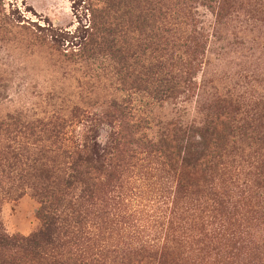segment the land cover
<instances>
[{
	"label": "trees",
	"instance_id": "16d2710c",
	"mask_svg": "<svg viewBox=\"0 0 264 264\" xmlns=\"http://www.w3.org/2000/svg\"><path fill=\"white\" fill-rule=\"evenodd\" d=\"M89 1L90 25L82 36L74 37L81 41L71 52L33 28L18 25L22 30L18 33H28L33 44L56 52L63 63L85 68L108 64L111 90L145 94L151 106L177 101L190 92L189 76L203 51L204 36L194 27V17L190 20L182 10L183 3L175 4L172 19L166 6L157 16L148 0ZM193 1L217 10L218 17L231 4V0ZM0 15L8 19L4 0H0ZM158 20L164 25L174 21V40L168 31L160 34ZM3 29L10 31L6 26ZM131 106L118 96L101 106L99 118L112 129L104 148L89 139L90 133L82 134L74 146L67 144L70 123L78 118L71 113L30 118L20 112L4 118L0 124L4 141L0 143V205L1 200H17L30 193L40 204L41 227L27 237L10 236L0 219V264H183L187 260L191 264H244L235 254L240 246L235 212L242 203L248 213H261L264 220L260 205L264 115L243 117L239 100L219 96L206 108L200 126L171 121L151 138L150 116L137 115ZM78 112L88 113L80 107L74 114ZM247 149L254 152L247 154ZM245 163L254 170L245 175L255 174L254 184L260 191L251 199L234 202L230 194L220 193L219 178ZM171 173L177 183L173 194L167 192L164 181L154 179ZM144 179L152 180L153 190H162L169 199L149 204L161 237L153 229L148 241L113 244L120 215L115 209L119 195H115L132 180ZM136 227L130 226L132 240H146L139 236L145 231Z\"/></svg>",
	"mask_w": 264,
	"mask_h": 264
},
{
	"label": "rangeland",
	"instance_id": "374dc122",
	"mask_svg": "<svg viewBox=\"0 0 264 264\" xmlns=\"http://www.w3.org/2000/svg\"><path fill=\"white\" fill-rule=\"evenodd\" d=\"M148 1L156 8L157 16L159 9L164 10V6L169 8L172 19L177 11L175 4L183 3L182 10L190 20L194 17V27L204 36L203 51L190 72L192 85L187 95L177 101L151 106L150 101L144 98L145 94L111 90L108 64L100 62L85 68L63 63V57L57 56L56 52L33 44L28 33H18L22 31L18 25L33 28L51 36L50 40H57L63 50L71 52L77 47L74 45L81 41L74 37L82 36L90 25L89 0H4L8 19L3 20L0 15V124L7 115L20 112L30 118L71 113L78 118L70 123L67 144L74 146L80 142L82 134L90 133L89 139L104 148L112 129L102 122L99 113L103 110L101 106L115 96L130 101L137 115L150 116L147 130L151 138L171 121L184 126H200L206 108L219 96L239 100L244 107L243 117L250 119L254 116L255 119L264 115V0H231L230 6L219 17L216 16L217 10L214 12L193 0ZM4 26L10 31L2 30ZM157 28L160 34L168 31V37L174 40V21L164 25L158 20ZM60 30L70 33H60ZM176 72L174 68L173 74ZM77 107L88 113L74 114ZM86 127L90 132L85 130ZM3 142L0 132V143ZM253 152L254 149H247V154ZM252 170L247 168L246 163L242 167H231L230 174L219 178L222 186L220 193L230 194L234 202L251 199L260 191L254 184L255 174L245 175ZM154 179H161L168 187L167 192L175 193L177 183L174 173L162 174V177ZM151 183L153 181L149 179L136 183L132 180L123 192L115 195H119L115 209L120 215L115 240L111 243L127 245L129 241L145 242L154 235L153 229L157 230V237H161L162 229L153 222L154 217L151 216L156 213L149 204L154 206L160 200L168 203L169 199L161 189V193L155 192ZM260 205L264 207V197L260 198ZM39 208V202L30 193L17 200H1L0 219L6 233L22 237L36 233L41 227ZM236 209L238 221L234 229L239 232L240 246L235 254L244 264H264V220L260 219L261 213H248L249 209L242 203L237 204ZM165 220L162 218L161 222ZM130 226H137L139 232L145 231L136 235L144 236L146 240H132L134 229ZM227 228L231 227L227 225ZM186 257L188 255L184 260H187ZM183 264L191 262L187 260Z\"/></svg>",
	"mask_w": 264,
	"mask_h": 264
}]
</instances>
